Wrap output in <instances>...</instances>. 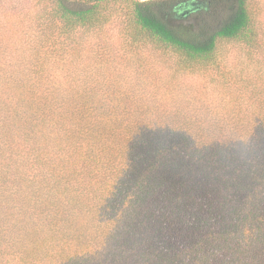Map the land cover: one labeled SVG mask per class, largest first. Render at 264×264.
Here are the masks:
<instances>
[{
	"label": "trees",
	"instance_id": "16d2710c",
	"mask_svg": "<svg viewBox=\"0 0 264 264\" xmlns=\"http://www.w3.org/2000/svg\"><path fill=\"white\" fill-rule=\"evenodd\" d=\"M180 1L0 0V264H264V30Z\"/></svg>",
	"mask_w": 264,
	"mask_h": 264
},
{
	"label": "rangeland",
	"instance_id": "374dc122",
	"mask_svg": "<svg viewBox=\"0 0 264 264\" xmlns=\"http://www.w3.org/2000/svg\"><path fill=\"white\" fill-rule=\"evenodd\" d=\"M145 1V0H142ZM251 11L255 17L256 23L261 24L264 30V0H250ZM107 11L114 16H120L122 18L127 17L131 12V3H117L107 6Z\"/></svg>",
	"mask_w": 264,
	"mask_h": 264
},
{
	"label": "water",
	"instance_id": "95a60500",
	"mask_svg": "<svg viewBox=\"0 0 264 264\" xmlns=\"http://www.w3.org/2000/svg\"><path fill=\"white\" fill-rule=\"evenodd\" d=\"M208 3L204 0H182L174 7L177 17H188L202 10H208Z\"/></svg>",
	"mask_w": 264,
	"mask_h": 264
}]
</instances>
